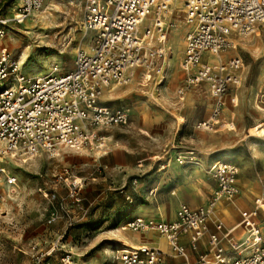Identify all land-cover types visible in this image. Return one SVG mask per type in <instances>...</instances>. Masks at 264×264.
I'll return each instance as SVG.
<instances>
[{"label": "built area", "instance_id": "obj_1", "mask_svg": "<svg viewBox=\"0 0 264 264\" xmlns=\"http://www.w3.org/2000/svg\"><path fill=\"white\" fill-rule=\"evenodd\" d=\"M46 0H19L10 16L0 14V38L11 23H23ZM80 31L88 37L84 46H77L72 67L59 72L28 77L21 72L18 60L6 51L0 52V167L6 155L29 157L43 151L51 156L60 147L96 150L106 153V130L114 125H127L131 109L110 107L102 101V93L112 84L126 85L140 77L145 83L165 79V41L173 26L169 16L170 0H82ZM184 35L180 68L185 72L183 83L176 89L182 97L193 85L205 84L213 98V107L206 119L195 128L214 131L217 126L232 130L233 122L221 121L223 96L229 87L239 84L238 71L242 59L220 57L219 53L235 46L237 36L250 34L257 25H264V0H183ZM86 47V48H85ZM216 55L209 60L206 52ZM206 57V58H205ZM159 85V84H158ZM264 100V86L259 93ZM171 161L167 157L164 163ZM174 161L188 165L197 161L193 148L179 151ZM164 163L159 167H164ZM208 172L216 188L204 204L195 208L180 203L172 221L136 216L127 222L132 231H155L163 236L172 251L187 264L181 236H187L192 250L197 251L196 264H264V238L257 212L264 213V198L254 201L253 210L240 212L239 221L222 231L221 223L209 229L210 214L221 197L230 198L237 191L239 167L232 162L214 160ZM13 184L14 177H7ZM68 196L78 206L82 197V181H68ZM153 189L148 194H153ZM126 198L131 201L128 195ZM86 214V209L81 213ZM54 217L48 219L51 223ZM237 226L245 235L236 241L231 233ZM206 235L205 248L198 250V241ZM56 247L52 244L46 254ZM114 264H170L157 247L131 246L115 251ZM56 264H76L72 253L64 251Z\"/></svg>", "mask_w": 264, "mask_h": 264}, {"label": "rangeland", "instance_id": "obj_2", "mask_svg": "<svg viewBox=\"0 0 264 264\" xmlns=\"http://www.w3.org/2000/svg\"><path fill=\"white\" fill-rule=\"evenodd\" d=\"M177 2L179 8L183 6V0ZM18 4L19 0H0V14L12 15ZM82 11V0H46L23 23H11L6 36L0 38V52L6 51L18 63L20 61L21 72L28 77L46 75L56 64L59 72H67L72 67L76 47L88 42V37L79 28ZM173 14L170 13L168 17L174 25L176 18ZM184 25L185 28L180 32L183 39L188 30L183 20ZM255 32L258 36L254 37ZM56 34L58 36L54 37ZM235 40L233 48L219 55L222 58L238 56L242 59L243 65L238 71L240 84L231 85L223 96L224 109L220 117L226 113L229 119H233L231 106L237 107L233 104L236 98L243 115H238L240 121L233 120L236 124L240 123L237 126L239 135L246 137L234 145L218 144L207 153L218 155L228 151V162L236 163L241 171H251L258 179L256 171L264 166V159H258L260 150L264 148V137L260 136L264 131L259 130L264 127V112H260L259 117L256 114L257 118L250 107V98L253 106L254 93L260 92L264 86V80L259 82L257 78L264 70V25L255 26L250 34L237 36ZM166 47H169L167 43ZM182 55L183 50L176 59L175 72L178 71L177 65L179 61L181 63ZM205 55L209 60L216 58L209 51ZM172 57L171 49L165 55L166 78L162 84L157 85L152 79L143 85L140 84V77H137L120 87L125 89V98L105 100L103 93L102 100L106 105L128 106L132 112L127 125H114L106 130L105 134L112 139L111 143L105 140L106 153L60 147L54 156L43 151L29 157L6 155L7 160L2 161L0 167V264H56L64 251L72 253L76 264H114V244L108 237H113L112 233L121 226L128 228L127 222L134 206L146 199L148 188L155 180L154 175L150 176L152 171L149 166L160 157L161 147L171 139L178 126L174 121L164 127L139 123L134 107L139 100L142 103H147L149 99L157 100L159 91L164 88L173 92L175 98L185 72L179 67L175 81L170 80ZM136 83L138 87H135ZM131 85L134 88H129ZM242 100L248 104L244 105ZM259 104L264 107V100ZM178 105L168 107L172 113L180 114L174 115L178 122H185L183 132L195 134V124L205 117L206 112L210 113L211 105L208 107L203 95L189 100L185 108ZM234 113H239L238 108ZM178 127L181 128V124ZM251 127L256 129L251 132ZM140 128L145 129L148 135L140 133ZM255 143L259 145L254 149ZM117 157L122 161L121 166L114 165ZM196 162L200 164V159ZM127 170L132 172L127 173ZM8 176L14 177L13 184L7 181ZM72 178L82 181V201L78 206L68 196L67 183ZM85 209L86 214L83 216L81 213ZM51 216L54 220L48 223ZM218 222L222 224L224 232L226 225L220 219L214 221ZM261 223L264 227V218ZM53 243L56 244L54 251L46 254Z\"/></svg>", "mask_w": 264, "mask_h": 264}, {"label": "crops", "instance_id": "obj_3", "mask_svg": "<svg viewBox=\"0 0 264 264\" xmlns=\"http://www.w3.org/2000/svg\"><path fill=\"white\" fill-rule=\"evenodd\" d=\"M121 86L124 85H115L106 89L104 99H113L117 97L125 98V89L120 88ZM196 91H200L203 94L199 95ZM202 95L205 97L208 107L211 105L212 110L213 98L207 91L205 84L191 86L182 96L184 97L183 101H181L177 95H175V99L173 92L164 88L162 91H159L157 100L149 99L150 101H147V103L144 104H142V101L140 100L139 102H136L134 107L139 123L154 127H164L169 122L174 121L178 126L181 124V128L177 126L176 129H174L171 139L161 147L160 157L153 162V165L149 166L152 171L150 176L154 175L155 180L149 186L148 190L153 189V194L146 193V199L140 204L134 206L129 220L136 216H141L143 218H151L154 220L172 221L175 219L176 209L180 203H185L190 207L195 208L206 204L211 198L210 195H212V191L215 190L216 183L208 172V167L214 160L228 162L230 158L228 156V151H226L227 153L223 152L218 155H211L207 152L218 144L227 143L229 146L234 145L244 140L246 135L242 137L239 135L237 126L240 123L238 122L236 124L233 120L240 121L238 115H243L242 109L238 106L239 104L237 103L236 98L233 100V104H236L237 107L231 106L233 119H229V116L226 113L221 116L223 120L228 119L227 121L233 122L234 128L232 130L217 126L214 131L196 129L195 134L193 132H183L182 128L185 122H178L177 119L174 118V115L180 114L172 113L168 106H176L179 104L178 106L185 108L189 104V100H195ZM251 102L252 99L250 98V107L253 108ZM242 103L244 105L248 104L244 103L243 100ZM236 108L239 110L237 115L234 113ZM253 111L254 110L252 109V112ZM210 113L208 114V112H206L204 114L205 117H202L199 120L206 119ZM254 115L256 116V114ZM260 115H258V117ZM253 129L256 128H249L251 132ZM259 130L261 132L264 131V127ZM138 131L144 135H148V132L143 128L138 129ZM262 135L264 134H261L260 136L264 137ZM106 139L109 143L112 142L109 135H106L105 140ZM258 145L259 144L255 143L253 145L254 149ZM187 148H193L195 150L196 158L200 159V164L199 162H196L184 167L185 165L182 166L174 161V155L179 151H185ZM260 153L261 155L258 159H264V148L260 150ZM167 157H171V161L164 163V160ZM163 163L164 167H159ZM114 165H122V161L119 157L115 159ZM129 172H132V170H127V173ZM256 176L258 179H255L254 173L251 171H248L247 169L241 171V169H239L237 176L238 193L231 198H225L222 201H219V199L216 202L213 214L210 216L209 229L211 231L213 230L211 227L212 222L219 219L226 225V228L234 226L239 221L241 211L253 210L255 199L258 197L264 198V166L261 167L260 171H256ZM256 216L262 227L261 219L264 218V213L258 211ZM244 235L245 229L241 226L234 228L231 233V236L234 239H241ZM112 236L113 237L108 238H110L114 244L112 250L113 255L115 254V251H118L123 247L128 248L131 246L148 245L160 249L163 253V258L168 263L185 264L182 257L172 253L167 240L155 231H132L129 228L121 226L112 233ZM262 238H264V227H262ZM205 242L206 235L198 241L199 251L204 250ZM180 243L185 247L188 256L187 264H196L197 251L191 249L188 237L185 235L181 236ZM89 264H92V262Z\"/></svg>", "mask_w": 264, "mask_h": 264}, {"label": "bare ground", "instance_id": "obj_4", "mask_svg": "<svg viewBox=\"0 0 264 264\" xmlns=\"http://www.w3.org/2000/svg\"><path fill=\"white\" fill-rule=\"evenodd\" d=\"M170 3H171V5H172V7H171V9H170V7H169V16H170V13H174L173 14V16L175 15V18H176V23L173 25V28H172V31H171V34H170V37L167 39V42L165 41V45H166V43H167V45L169 46V47H167L168 48V50H171L172 49V54H173V57H172V59L170 60L171 61V64L173 65V69L171 70V73H170V75H169V78H170V80L171 81H175V73H178V71H180L179 70V67H180V61L178 62V71L177 72H175V69H174V65H176V59L179 57V56H181V54H182V50H183V47H184V39H183V37H181L180 36V32L182 31V29H183V27L185 28V25L183 26V20L184 19H182V13H183V11H184V5L183 6H181L180 8H179V6H177V0H170ZM47 9V8H46ZM34 12H36V11H34ZM34 12H32V13H34ZM46 12V11H45ZM31 13V14H32ZM255 28V27H254ZM254 30V29H253ZM16 33V32H15ZM17 34V33H16ZM257 35V33L255 32L254 33V37ZM56 36H58L57 34L54 36V37H56ZM62 36V35H61ZM258 36V35H257ZM235 43H236V40L234 41ZM85 44V43H84ZM19 63H20V61H19ZM20 65V64H19ZM57 65V64H56ZM20 67V66H19ZM164 68H165V71H166V58H165V62H164ZM181 69V68H180ZM182 70V69H181ZM40 72V71H39ZM50 73H52V71H50ZM50 73H48V74H50ZM37 76H41V75H37ZM166 78V77H165ZM258 80H259V82H261L262 80H264V70H262L261 72H260V74L258 75ZM141 80V79H140ZM165 80V79H164ZM133 82V81H132ZM164 82V81H163ZM163 82H161V83H157L156 82V84L158 85H160V84H162ZM140 84H143V85H146V83L143 81V80H141L140 81ZM149 84V83H148ZM239 84H240V82H239ZM115 85H120V84H112L110 87H112V86H115ZM135 85V84H134ZM138 85L139 84H137L136 83V86L135 87H138ZM164 86V85H163ZM122 87V86H121ZM128 87V86H127ZM197 87V86H196ZM129 88H134L132 85L129 87ZM195 88V87H194ZM152 90V89H151ZM208 91V90H207ZM261 91V90H260ZM103 93H105V92H103ZM103 93H102V95H103ZM259 93L260 92H255L254 93V100H255V102H254V104H253V112H255V114H260V112H264V107H262V106H260V100H259ZM203 94V93H202ZM102 95H101V97H102ZM104 96V95H103ZM247 96H249V94H247ZM179 98H181V97H179ZM227 99V101L228 102H230L229 100H228V98H226ZM181 100H184V97H182V99ZM209 103V102H208ZM142 104H144V103H142ZM146 106V105H145ZM254 107H256L255 109H254ZM145 108V107H144ZM148 108V107H147ZM105 143H106V141H105ZM227 153V152H226ZM9 156H11V155H9ZM11 157H13V156H11ZM222 158V157H221ZM6 159V156L5 157H1V160H5ZM7 160V159H6ZM221 161V160H220ZM238 193V191L234 194V195H236ZM233 195V196H234ZM232 196V197H233ZM222 198V199H221ZM221 198H219L218 200L219 201H222L223 199H225L226 197H221ZM231 198V197H230ZM217 200V201H218ZM216 201V202H217ZM216 204V203H215ZM213 211H214V209H213ZM213 211H212V213L210 214V216L213 214Z\"/></svg>", "mask_w": 264, "mask_h": 264}]
</instances>
